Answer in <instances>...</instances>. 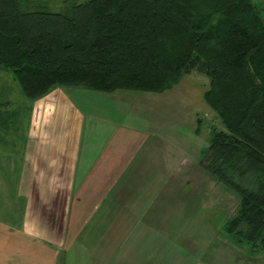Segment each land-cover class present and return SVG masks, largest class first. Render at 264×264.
Listing matches in <instances>:
<instances>
[{
  "label": "trees",
  "instance_id": "1",
  "mask_svg": "<svg viewBox=\"0 0 264 264\" xmlns=\"http://www.w3.org/2000/svg\"><path fill=\"white\" fill-rule=\"evenodd\" d=\"M23 6L0 0V67L14 72L28 98L57 85L163 91L193 70L209 75L204 96L225 127L211 128L204 164L240 195L228 232L263 249L264 3L83 0L66 11ZM16 115L9 111L0 125Z\"/></svg>",
  "mask_w": 264,
  "mask_h": 264
},
{
  "label": "rangeland",
  "instance_id": "2",
  "mask_svg": "<svg viewBox=\"0 0 264 264\" xmlns=\"http://www.w3.org/2000/svg\"><path fill=\"white\" fill-rule=\"evenodd\" d=\"M78 1L83 0L21 3L66 11ZM209 85V75L193 70L163 91L56 86L62 89L58 100L69 112L54 117L62 119V123L69 120V125L78 119L79 135L84 137L82 153L90 150L94 156L104 149V157L113 158L111 172L100 169L105 163H96L97 169L85 175L84 205L70 211V233L75 239L66 241L61 255L65 264L93 263L94 236L107 226L98 221V215L110 199L147 203L142 208L148 209L149 231L159 229L163 235L159 251L148 253L149 264H193L200 259H216L217 254L224 257L218 259L219 263L226 260L230 264L251 253L252 244L238 240L226 228L228 218L237 210L239 193L217 180L204 164L211 128L225 127L205 99ZM39 100L28 98L14 72L0 67V119L16 111V118H34L36 128L35 120L41 114L35 108L33 113L26 105ZM0 126L2 135L9 129L18 128L21 135L26 130L23 126ZM71 130L73 133V127ZM88 185H93V190ZM96 202L103 203L99 213L93 205Z\"/></svg>",
  "mask_w": 264,
  "mask_h": 264
},
{
  "label": "crops",
  "instance_id": "3",
  "mask_svg": "<svg viewBox=\"0 0 264 264\" xmlns=\"http://www.w3.org/2000/svg\"><path fill=\"white\" fill-rule=\"evenodd\" d=\"M59 90L55 87L40 97V102L26 105L41 114L35 120L36 128L34 118L14 117L4 126H23L26 130L22 135L18 128L5 135L0 130V264H65L61 258L64 246L67 239H75L70 233V211L84 205L85 175L97 169L96 163H105L100 169L108 173L113 169V158H105L104 149L94 156L90 150L82 153L84 137L79 135L78 119L69 125V120L62 123L54 117L69 112L58 100ZM88 188L93 190V185ZM107 202L104 209L100 208L103 203L93 204L96 212L102 209L98 221L107 226L94 236L92 264H149L148 253L159 251L163 235L159 229L149 231L148 209L142 208L147 203ZM122 206L125 208H118ZM215 257L193 264H229L218 262L219 258L224 260L223 254ZM230 264H264V248L252 247L250 254Z\"/></svg>",
  "mask_w": 264,
  "mask_h": 264
}]
</instances>
